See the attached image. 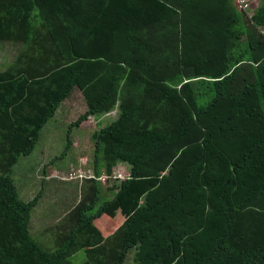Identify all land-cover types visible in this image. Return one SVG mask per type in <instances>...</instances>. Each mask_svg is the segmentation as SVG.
Here are the masks:
<instances>
[{
    "label": "trees",
    "instance_id": "1",
    "mask_svg": "<svg viewBox=\"0 0 264 264\" xmlns=\"http://www.w3.org/2000/svg\"><path fill=\"white\" fill-rule=\"evenodd\" d=\"M247 1L251 13L236 0H0V47L15 53L0 69V264L81 252L85 264L129 252L134 264H264V0ZM76 88L87 109L72 127L119 117L92 134L88 192L48 250L29 231L33 190L53 187L46 167L73 144L40 178L24 170L26 201L13 168ZM123 161L130 174L108 189Z\"/></svg>",
    "mask_w": 264,
    "mask_h": 264
},
{
    "label": "rangeland",
    "instance_id": "2",
    "mask_svg": "<svg viewBox=\"0 0 264 264\" xmlns=\"http://www.w3.org/2000/svg\"><path fill=\"white\" fill-rule=\"evenodd\" d=\"M250 5L255 7V3L253 2H251ZM248 12L251 13L250 8ZM13 49V46L0 47V69L2 68L1 66L9 65V63L14 60L15 53L12 52ZM131 67L136 68V63L134 62ZM86 109L87 105L82 92L76 88L70 97L64 99L58 105L54 117H52L41 130L40 139L34 147L33 153L26 157H21L17 165L13 168L12 175L17 192L20 193V198L26 201V197H31V192L29 195L22 194L23 182H25L24 170H28V168L31 167L36 169L38 166V168H40L43 161L47 163L52 157H58L65 148L66 139L73 144V147L68 148L62 157H58L52 164L46 167L47 174L50 177L53 175V178L50 180L54 182L53 187L44 185V187L41 188L39 180L35 182L33 190V196H35L38 191L42 189V197L40 198L38 208L32 213V217L37 211L39 212V210H41L42 214L39 216L41 219V229L46 231L40 230L35 233L30 230V234L39 245L48 250H54L56 247L54 246L56 235L61 231L57 226L62 225V227H66L68 225V217H63L62 213L67 211L68 207H71L73 204L78 206L79 202L88 192V177H91V174L94 173V165H92L94 152L92 134L96 130H100L102 127L109 125L113 120L119 117V112L116 110L95 117L91 125H88V122H84L80 126L72 127L71 124L77 121L79 116L85 113ZM77 143H81V145L77 147ZM130 166V163L123 161L115 167V173L121 178H126V176L130 174ZM21 167L23 169H21ZM36 179L37 175H35V180ZM103 179L106 181L102 182L103 185H105V187L108 185L109 189L112 187V180L117 181L120 178L114 176L110 178V181L107 177ZM53 189L57 191L54 192L52 191ZM105 199L108 198H103V201H105ZM57 200L60 203L58 211L51 213L49 206ZM58 216H60V218L57 221L55 217ZM55 221L57 222L55 223ZM49 226L50 228L46 229ZM67 230L68 228L65 231ZM86 260L87 256H85L83 252L70 258L72 264H85ZM125 264H134L132 261V252H129Z\"/></svg>",
    "mask_w": 264,
    "mask_h": 264
},
{
    "label": "crops",
    "instance_id": "3",
    "mask_svg": "<svg viewBox=\"0 0 264 264\" xmlns=\"http://www.w3.org/2000/svg\"><path fill=\"white\" fill-rule=\"evenodd\" d=\"M253 3H255V7H257V5H258V2H256V1H252ZM81 145V143H77L76 144V146L77 147H79ZM42 164V166L44 167L45 166V163H44V161L41 163ZM39 174H40V168H38V170H37V173H36V175H37V178H40L39 177ZM24 185V184H23ZM27 185H28V187H29V183H27ZM22 190H25L23 187H22ZM59 205H60V203H59V201L57 200V201H55V202H53L52 204H50V211H51V213L52 212H57L58 211V207H59ZM76 207V205L75 204H73L71 207H68V209H67V211H64L63 213H62V216L63 217H68V215H70V212L73 210V208H75ZM38 208V207H37ZM36 208V209H37ZM42 213H40V212H38L37 211V213H35V215L31 218L32 219V221H31V223H30V225H29V231L30 230H32L33 232H35V233H37L38 231H40V230H42V231H46V230H43V229H41V219L39 218V216L41 215ZM61 216V217H62ZM56 219H57V221L59 220V218H60V216H58V217H55ZM57 221H55V223L57 222ZM58 228H59V226H57ZM61 227H62V225H61ZM50 228V226L48 227V228H46V229H49ZM64 228V227H63ZM59 233V232H58ZM57 233V234H58ZM32 236V235H31ZM57 236L58 235H56V238H57ZM33 238V237H32ZM34 239V238H33ZM35 240V239H34Z\"/></svg>",
    "mask_w": 264,
    "mask_h": 264
},
{
    "label": "clouds",
    "instance_id": "4",
    "mask_svg": "<svg viewBox=\"0 0 264 264\" xmlns=\"http://www.w3.org/2000/svg\"><path fill=\"white\" fill-rule=\"evenodd\" d=\"M236 2H237V0H236ZM246 2V5H245V7H243L244 9H246V12H248V9L250 8V9H255L256 7H253V5H250L251 4V2L252 1H245ZM250 5V6H249ZM237 6L238 7H240L239 5H238V2H237ZM91 176H92V174H91ZM89 178V177H88ZM118 178H120V179H124L123 177L121 178V177H118ZM68 179V178H67Z\"/></svg>",
    "mask_w": 264,
    "mask_h": 264
},
{
    "label": "built area",
    "instance_id": "5",
    "mask_svg": "<svg viewBox=\"0 0 264 264\" xmlns=\"http://www.w3.org/2000/svg\"><path fill=\"white\" fill-rule=\"evenodd\" d=\"M245 1H246V0H237L238 5H239L241 8L245 7V5H246V2H245ZM116 176L119 177V175H117V174H116Z\"/></svg>",
    "mask_w": 264,
    "mask_h": 264
}]
</instances>
